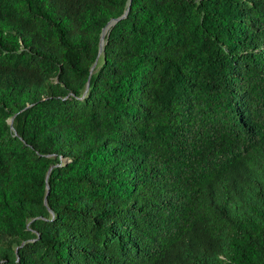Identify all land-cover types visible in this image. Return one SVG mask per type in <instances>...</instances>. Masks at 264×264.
I'll return each mask as SVG.
<instances>
[{"label": "trees", "instance_id": "trees-1", "mask_svg": "<svg viewBox=\"0 0 264 264\" xmlns=\"http://www.w3.org/2000/svg\"><path fill=\"white\" fill-rule=\"evenodd\" d=\"M0 264H264V0H0Z\"/></svg>", "mask_w": 264, "mask_h": 264}, {"label": "water", "instance_id": "water-1", "mask_svg": "<svg viewBox=\"0 0 264 264\" xmlns=\"http://www.w3.org/2000/svg\"><path fill=\"white\" fill-rule=\"evenodd\" d=\"M126 12H127V10H126ZM126 12H125L122 16H120V17L113 18V19L109 20V21L107 22V24L102 28V30H101V34H100V49H101V47H102V45H103V40H104V36H105V33H106L107 28H108L111 24H113L114 22H116V21H118L119 19H121V18L126 14ZM94 64H95V63H94ZM10 123H12V119H10Z\"/></svg>", "mask_w": 264, "mask_h": 264}]
</instances>
